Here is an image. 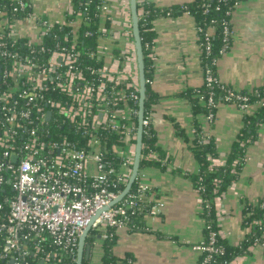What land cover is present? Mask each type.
<instances>
[{
	"label": "built area",
	"instance_id": "2783aa9c",
	"mask_svg": "<svg viewBox=\"0 0 264 264\" xmlns=\"http://www.w3.org/2000/svg\"><path fill=\"white\" fill-rule=\"evenodd\" d=\"M240 2L223 20L221 56L203 68V84L212 90L204 102L208 125L216 119V89L242 112L254 107L249 101L254 92L234 90L214 71L231 47V17ZM203 8L210 10L207 3ZM34 9L28 0L0 3V264H78L81 234L98 212L91 229L106 241L143 212L145 230L152 232L150 222L165 203L151 197L140 170L135 190L110 207L132 175L138 136L140 84L129 0L99 7L103 26L94 47L87 44L93 31L79 33L83 19L73 0L62 22L52 23ZM24 20L38 27L36 35L18 31ZM215 32L197 28L201 54H211ZM149 57L153 60V51ZM153 124L151 115L144 118L143 133L151 137ZM112 138L117 142L110 143ZM211 138L205 132L202 141ZM110 144L116 155L106 151ZM218 235L210 231L208 241L194 246L199 255L207 254L206 262L219 251ZM256 246L264 251L263 242Z\"/></svg>",
	"mask_w": 264,
	"mask_h": 264
},
{
	"label": "crops",
	"instance_id": "0c3cea01",
	"mask_svg": "<svg viewBox=\"0 0 264 264\" xmlns=\"http://www.w3.org/2000/svg\"><path fill=\"white\" fill-rule=\"evenodd\" d=\"M28 1L34 2L37 15L52 23L64 20L70 2ZM121 1L107 0L112 5ZM143 1L165 8L195 0H138ZM240 1L231 17V47L218 61L217 75L237 91L253 92L264 87V0ZM152 24L157 36L153 45L152 86L160 101L153 107L151 116L156 146L162 157L158 165L147 166L141 172L151 189V197L165 203V208L156 221L150 222L152 232L129 229L115 232L113 253L119 258L132 256V264H197L199 253L194 246L204 239V222L200 216V197L191 178L200 171L192 152L195 129L211 134L219 153L213 163L222 166L246 126L245 113L235 105L221 102L212 125L207 124L202 114L194 117L190 99L184 92L203 84L196 21L183 13L158 17ZM17 27L28 37L38 32V27L29 20L19 21ZM256 108L254 105L250 113ZM246 156L238 180L215 200L220 235L235 246L251 232V227L244 225L246 207L264 198V121L258 126L257 139L247 147ZM95 243L90 264H100L103 254V240L98 238ZM93 257L97 258L96 262L92 261ZM230 264H264V251L254 245L248 254Z\"/></svg>",
	"mask_w": 264,
	"mask_h": 264
},
{
	"label": "trees",
	"instance_id": "16d2710c",
	"mask_svg": "<svg viewBox=\"0 0 264 264\" xmlns=\"http://www.w3.org/2000/svg\"><path fill=\"white\" fill-rule=\"evenodd\" d=\"M239 0H195L194 2L182 5L161 8L154 3L143 1L138 2V15H139V27L143 45V52L145 58V74H146V101H145V118H148L153 112V107L160 101V96L154 91L152 82L154 79L153 61L149 57V54L153 51L154 40L156 34L152 31L153 21L162 16H178L183 13H187L192 16L197 28L201 27L206 31L210 27H215V35L211 38L212 52L209 55L206 53L201 54L202 67L211 64L214 59L221 56L220 51L224 46V38L222 30L223 20L229 19L227 11L230 8H234L235 2ZM107 0H73L74 10L76 13L82 15V25L79 27V33L82 34L87 30H91L95 33L94 37L87 41L93 47L97 45L98 29L103 26L100 20L101 11L99 7L105 4ZM2 4H10L11 0H0ZM203 3H207L210 6V10L205 12ZM219 7V10H217ZM141 11L147 13L145 16L141 15ZM18 17H12L16 19ZM104 26L110 28V23L106 22ZM68 31V29H65ZM199 35H201L199 33ZM82 38V36H81ZM24 42V40H23ZM22 49L21 42L18 45ZM116 54L120 53L118 48L113 49ZM217 74V68H214ZM230 87V86H229ZM232 88V87H231ZM234 89V88H233ZM235 90V89H234ZM205 84L196 89H188L184 94L190 99L192 106V113L194 117L202 114L205 115L207 108L205 101L208 99L210 92ZM214 91V90H213ZM242 93H249L248 91H240ZM250 96V103L257 105L256 110L253 113L244 112L246 126L240 132L237 140L234 142L230 153L225 159V163L222 166H216L210 160L218 159L219 153L217 150L216 142L213 138L209 143H203V135L205 132L202 129L196 128V137L193 141L192 152L194 158L200 166V171L197 174H192V182L194 189L198 192V195L202 198V210L200 216L204 222V240L208 241L210 231L218 232L219 222L217 218V210L215 205L216 198L220 197L223 193L227 192L231 186L238 180L242 167L246 162L247 147L257 139L258 126L264 121V87L253 91ZM225 93L216 89L215 101L217 104L225 102ZM260 103V105H258ZM136 108L139 110V104H136ZM217 110H215L216 112ZM198 123V122H197ZM195 123V124H197ZM136 126L138 128V118L136 119ZM155 131H151V137L143 133V151L141 169L158 165L162 154L160 149L156 146ZM116 143L117 140L111 139ZM114 141V142H113ZM116 141V142H115ZM109 155H116L113 145H109L106 148ZM155 154V158H149L150 152ZM159 154V155H158ZM118 165V164H117ZM116 165V166H117ZM140 169V170H141ZM138 185V180L135 181L132 191ZM123 188V186L121 187ZM145 212L132 219L130 223V232L145 233L146 220L144 217ZM208 225L211 229H208ZM244 225L251 227V232L238 246L230 244L227 240L221 236L216 237V243L219 251L212 254L211 259L206 262L207 254L199 255L197 264H225V262L231 263L235 258L248 254L249 248L256 245V241L259 240L264 243V198L259 199L256 204H250L245 209ZM99 238V233L91 230L87 239L88 244L92 245ZM116 233L114 231L113 237L106 241H103V254L100 264H132V256H126L119 258L113 253V247L116 242ZM84 264H90V259L84 261Z\"/></svg>",
	"mask_w": 264,
	"mask_h": 264
},
{
	"label": "water",
	"instance_id": "95a60500",
	"mask_svg": "<svg viewBox=\"0 0 264 264\" xmlns=\"http://www.w3.org/2000/svg\"><path fill=\"white\" fill-rule=\"evenodd\" d=\"M130 3V11L132 18V30L134 35V43L135 49L137 52V61H138V69H139V84H140V98H139V113H138V136L136 142V155L135 161L133 164L132 175L128 181V184L124 188L123 192L119 195L117 199H115L110 207L118 204L132 189L137 176L141 169V161H142V151H143V122L145 118V101H146V74H145V58L143 52L142 39L140 34L139 27V15H138V0H129ZM1 79V76H0ZM16 159V158H15ZM106 207L104 210H107ZM102 211L98 212L96 216L92 219L91 223L88 225L86 229L81 234L80 243H79V252H78V264H84V261H88L90 259V255L92 252V245L88 244L87 239L89 237L90 231L92 230V224L96 220V218L100 215ZM101 237L99 236V239Z\"/></svg>",
	"mask_w": 264,
	"mask_h": 264
},
{
	"label": "rangeland",
	"instance_id": "374dc122",
	"mask_svg": "<svg viewBox=\"0 0 264 264\" xmlns=\"http://www.w3.org/2000/svg\"><path fill=\"white\" fill-rule=\"evenodd\" d=\"M94 256H95V255H94ZM92 261H95V262H96V261H97V258H96V257H93V258H92Z\"/></svg>",
	"mask_w": 264,
	"mask_h": 264
}]
</instances>
